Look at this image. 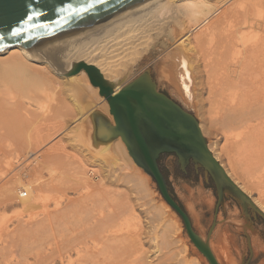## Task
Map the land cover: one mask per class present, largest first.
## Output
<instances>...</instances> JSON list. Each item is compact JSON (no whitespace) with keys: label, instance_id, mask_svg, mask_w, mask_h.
Returning a JSON list of instances; mask_svg holds the SVG:
<instances>
[{"label":"bare ground","instance_id":"obj_1","mask_svg":"<svg viewBox=\"0 0 264 264\" xmlns=\"http://www.w3.org/2000/svg\"><path fill=\"white\" fill-rule=\"evenodd\" d=\"M255 30L258 31L257 34ZM190 35L193 36L191 46ZM168 37L173 38L169 43L170 47L164 55H160L151 63L155 65L159 79L172 85L179 98L188 103L199 100L200 110L206 109L203 113L205 117L207 115L205 120L207 119L208 125L205 128L203 120L198 122L203 136L206 132L210 136L214 134L215 125L222 128V143L219 145L218 140L210 142L207 144L208 149L221 167L223 164L219 155L225 157L228 167L240 174L250 189L258 192L254 202L259 211L264 212V0H144L54 42H40L31 46L13 45L0 51V160L38 154V131L41 121L47 123L51 119L59 120L61 125L56 132L64 129L69 120L83 124L93 110H100L112 121L107 102L98 94V88L91 85L83 70L69 77L63 75L73 62L82 61L92 65L106 80L114 81L151 52L158 41ZM119 89L116 88V92ZM34 106L36 110L39 109L38 112H34ZM39 118L40 122H36L35 127L34 122ZM75 126L78 128L80 125ZM86 130V134L82 132V135H75L88 136L91 127H86ZM56 132L50 133L51 136ZM70 132L75 131L67 128V133ZM214 146L218 151L213 150ZM59 147L52 146L43 153L44 156L48 155L49 159L44 162L45 168L54 173L48 174L51 176L49 182L46 183V180L42 184L48 186L49 191L52 188L59 190L57 185L61 186L68 180L71 187L77 186L78 189L79 186L83 192L77 200L72 198L60 205V208L58 204H54L47 212V217L42 218L44 223H36L33 228H44L47 231L48 264H147L143 257L144 251L140 247L134 251L131 247L127 248L131 254L120 248V244L128 241L129 236L122 234L121 222H130L129 225L136 216L128 204L129 201H125V192H112L106 184V180L117 181L120 177L116 174V168L113 172L103 173L101 178L96 173L97 179L101 180L91 183L94 179L88 181V174L85 173L93 170L92 167L86 171L79 164L80 160L74 159L63 152V147ZM115 147L128 162L127 165L126 162L122 164V170L131 168L130 172L121 174L122 178L138 190L147 191V180L141 175L138 166H134L135 163L133 162V165L132 160L128 159L129 155L121 139L117 138L98 151L93 148L91 151L86 148V151L89 155L95 152L94 155H106L112 153L111 150ZM128 164L129 168L126 169L125 165ZM40 166L43 170L42 164ZM40 166L38 163L37 167H34V173L30 169L32 173L29 175L37 177L34 175L41 174ZM228 167H225L224 171L227 177L233 179L243 193L249 194L248 188L238 183ZM37 175L36 179L40 180L41 175ZM35 185L37 186V183ZM36 186L31 187L33 192ZM62 189L61 194L65 193ZM24 192L27 193L25 190ZM50 193L49 197L46 196L47 192L45 194L49 200L50 196L56 195ZM54 197L59 200L58 196ZM54 200L56 203V198ZM27 202L25 200L24 204ZM47 202L45 204L49 203ZM161 210L164 212L160 215L166 218L169 216L174 226L166 223L168 229L164 226V231L159 232L160 235L155 233L150 240L153 241L156 251L162 252L168 260L177 256L182 259L187 251L186 247L183 245L180 250H174L179 249V240L174 231H178L180 225L174 220L167 204L163 203ZM29 226L16 229L21 232L31 231L32 225L31 228ZM17 231L15 235H18ZM19 243L21 244L20 241ZM134 244L142 246L139 236L138 240H134ZM162 261L167 262L164 259Z\"/></svg>","mask_w":264,"mask_h":264},{"label":"rangeland","instance_id":"obj_2","mask_svg":"<svg viewBox=\"0 0 264 264\" xmlns=\"http://www.w3.org/2000/svg\"><path fill=\"white\" fill-rule=\"evenodd\" d=\"M244 1H247V0H244ZM194 32L195 31H193V33ZM193 33H192V35H193ZM257 33H258V31L255 30V34H257ZM192 35H190L191 36L190 37V41H191L190 46L193 42V36ZM160 55H164V54L161 53V54L155 56L154 59H156ZM153 62H151V63H153ZM151 67H152L153 76L157 82L159 90L162 91L163 93H165L171 99H173L179 105H181L185 110H187L191 114H193L194 117L196 116L195 118L199 123L202 122V120H203L204 122H202V123H204L203 125L206 128V126L208 125L206 123L207 119L205 120V118H207V115H206V117L204 115V113L206 112V109L205 110L202 109V111L200 110V108L198 107L199 106V104H198L199 100L198 101L195 100L192 103H188L187 101L183 100L182 98H179L178 96H176L177 94H175V88L172 85H170L168 82H166L164 80L162 81V79H159L158 73H157V70H156V67L154 64H151ZM42 100H45V99H42ZM195 102H197V103H195ZM205 106H207V105H205ZM34 107H35V109L33 108L34 112H36V111L38 112L39 109L37 108V110H36V106H34ZM200 114H202V115L200 116ZM39 120H40V118L36 121L34 120L35 121L34 122L35 127H36L37 123L40 122ZM56 120L51 119L52 122L46 121L47 123H44L42 121L40 122V124L41 123L42 124L39 126L40 129L38 128L39 129V131H38L39 132V138L41 139V137H43V135H45V134L46 135L48 134V135H47V137L45 135L43 137V139H41V140L39 139V145L40 146L38 149H40V151L38 152V154H34L32 156H29V157L28 156L27 157L21 156L20 158L16 157V159L13 157L12 158L11 157L6 158L7 160L9 159L8 160L9 162L6 161V159H4V158H2V160H0V164L2 163L0 165V250H2L1 252H3V253L0 252V260H1L0 264L1 263H3V264H8V263L9 264H41V263L48 264V262H49V260L46 259V258H48V247L46 244V238L48 237L46 234L47 231L44 228L43 229L42 228H39V229L35 228L36 230H34L33 228L36 227L37 224H40L42 222L44 223V221H42L43 220L42 218L47 217V212L50 209H52V206L54 204H58L59 208H60V205H64L65 203H67V201L72 200V198H73V200H77L79 198V196L81 195V193L83 192L82 188L79 186L77 189V186L72 185V187H74V188H72L71 183L68 182V180H65L66 184H64L65 181L63 180L64 182L61 185L62 187L57 185L59 190H57V189L55 190L54 188H52L51 191H49L48 190L49 188L47 189L48 186L46 187L45 184H42V183H44V181L51 178V176H49L48 174L51 175L52 173H54V172H50L49 168H45L46 165L44 164V162H45V160L47 161L49 159H48V155L44 156V154H45L46 150L48 151L50 148H52V146L53 147H59V144H60V147L64 148L63 152H66L67 154L72 156L74 159L80 160L79 164L82 165L84 167V169H86V171L88 169H90V167H92L93 170H91V171H94L95 175H97L96 173H98L97 176H100V178H101V175H103V173L105 174L108 172H113L114 169L116 168L115 169L116 174L120 175V177L119 176L118 177L121 180L119 178L117 180L118 182L112 181V180L111 181L109 180V182H108L106 180V184L109 186L108 188H110L112 192L113 191H116V193L117 192L118 193L125 192V193H123V196L125 197V201H127V200L129 201L128 204H129L130 208H132L134 210L133 214H134V216H136L135 219L133 220L134 222L131 221L132 223L129 224L130 226L128 225V223H130V222H128V223H122L121 222V224H122L121 228H123V230L121 229L122 234H125V236L129 235L128 236L129 242L124 241L123 243H121L122 245L119 243L121 246L120 247L121 249L127 250V248L131 247V250L134 251V249L137 250L140 247L144 251V254H146V256L143 254V257H144L145 262L147 264H150V263L151 264H155V263L156 264H159V263L160 264L161 263L162 264H185V263L186 264H194V263L208 264L206 259L199 253V251L190 242L187 235L185 234V231L183 229V225L181 223L180 218L176 215V213L174 211H172V209L170 207H169L170 211L174 215L173 216L174 220L176 219L180 225V228L178 231L175 230L176 228L175 229L173 228L175 230L174 232H176L175 236H177V240H179V242H178L179 249H174V250L178 251L185 246L187 251L183 255L184 257H182L183 260L180 259L181 257H179V256H177V258H175L176 260L174 258H173L174 260L173 259L168 260L163 255L162 252L160 253V251H156V249L154 248V243L150 239H152V237L155 235V233L157 234V232L160 235L159 232H161L165 227L167 228V226L165 225L166 223L167 224L171 223L172 226H174V224H173L174 222H173V220L170 219L169 216L166 218V217H164V215L163 216L160 215L162 212H164V210H161V205L163 203L164 204H166V203L161 198L158 190L151 185V183H152L151 177L149 175H147L146 173H144L143 170L138 167L140 172H141V175L144 176L147 180L146 182H147V186H148L147 188L148 189H147V191L146 190L141 191V190H138V188L133 187L132 185H129L132 183H128L124 178H122L123 176L121 174H123L127 171L130 172L131 168H129V164H128V166H126L128 163L127 160L125 158L121 157L122 153L118 149H116V147L113 149V151L111 150L112 153H108L106 155H94V154H96V152L93 155L87 154L88 151H86V148L90 149V151H91V148H88V145H89L88 136L78 137L77 135H75V134L82 135V132L86 134V132H87L86 127L88 128V126H89L87 119L85 121L87 122L88 125L86 124V122H84L83 124L82 123L77 124V122L72 123L73 120L71 121L68 119L69 122H68V124H66V127L65 128L63 127L64 129L60 130L59 132H56L55 130L58 129V127H59V125H61V123L59 122V120H57V121ZM66 123H67V121H66ZM75 125H80V126H78V128H76ZM45 127L46 128L48 127V128L45 129ZM51 127H53V128L56 127V128L53 129ZM67 128H68V130L75 131L76 133L70 132L68 134ZM213 129H214L215 133L211 134V136H210V134L208 132H206V135L204 134V138L206 139L207 144L210 142L213 143V142L218 140V143L220 145L223 141V138L221 137V132H220L221 131L220 129H222V128L218 125H215V128H213ZM51 130H52V132H50ZM48 131L51 134L54 132H56V133L52 137ZM76 136H77V138H76ZM57 138H58V140H57ZM44 140H46V141H44ZM55 141L58 143V145ZM213 150H217V147H215ZM117 152H118V154H117ZM98 154H102V153H98ZM39 155H41V156H39ZM128 157H129L128 159L131 161L132 160L131 157L130 156H128ZM219 157H220V161L223 164L222 168L225 171V167H228L226 159L222 155H219ZM31 158H33L32 159L33 162L31 161ZM116 159H118V161ZM121 159H123V160H121ZM6 162H8V163L6 164ZM31 162H32V164H31ZM37 162L39 163V166H40V164H42V167H44L42 170V168L40 166L39 172H41V174L37 173V174L41 175V176H39L40 180L36 179L38 177L37 174L34 175L37 177H31L29 175V173L33 172L34 167H37V165H38ZM9 163L12 165L9 166L8 165ZM124 163L126 164L125 168L126 169L129 168L130 170L129 169L127 171L122 170V164H124ZM131 163L134 165L133 160ZM13 164H14V166H13ZM134 166H136V164ZM223 166H225V167H223ZM30 169L32 170V172ZM161 171L164 175V178H165V180L169 186V189H170L173 197L179 203V205L184 209V211L187 213L188 217L190 218V221L192 223L194 230L199 235L205 236L206 232L208 231V227H209V224L211 221V208L213 205V199L210 196H208V195L206 196L203 193H201L198 188L191 187L190 185H188L186 183H181L175 177L176 169L170 163V157L166 156V157L162 158V170ZM230 171L232 174H234V177L238 181L239 184H243L248 188L250 193L249 194L247 193V195L245 193L244 194L247 197H249V199L251 200L253 205L258 210H260L259 207L257 205H255V202H254V198L258 197V192L255 189H252V188L250 189L249 186H247L244 178L240 174L233 172L231 169H230ZM87 174L88 173H85V175H87ZM55 175L56 174H54V177H55ZM20 176H21V178H19ZM88 176H89V174H88ZM88 176L87 177L85 176L87 180L88 179H90V180L94 179V180H92L91 183H96V182H98V180L99 181L101 180V179H97V177L93 178V177L89 176L90 177L89 178ZM27 177L29 178V180ZM9 179H11V180H9ZM7 180L11 183L9 184V182ZM30 180H32V181L37 180V181L36 182L33 181L34 182V184H33V182H31ZM95 180H97V181H95ZM23 181H25V183ZM27 181H30V183H27ZM231 181L234 183L233 179H231ZM40 182H41V185H40ZM47 182H49V180L46 181V183ZM23 183H24V186H23ZM35 183H37V186L35 185ZM17 184H18V186H17ZM21 185H22V187H21ZM42 185H43V188H42ZM235 185L238 187L237 184H235ZM33 186H36V188H34V190H35L34 192H33V189L31 188ZM63 186H65V187H63ZM23 187L24 188L26 187V188L24 189ZM38 187H40V188H38ZM18 189H20V190H18ZM42 189H44V190H42ZM60 189H62V191L65 190L64 191L65 193L62 192V194H61ZM24 190L27 193H25ZM47 190L49 191V193L53 192V193H50L51 195L56 194L54 196H58L59 200H57L58 198L54 197V196H50V200L47 199L46 196L49 197L48 196L49 193ZM138 191L139 192L141 191V192L139 193ZM46 192H47V194H46ZM16 193H18V194H16ZM19 193H22L23 195L22 194L19 195ZM6 194H8V195H6ZM12 194H15L16 196L12 195ZM45 194H46V196H45ZM125 194H126V196H125ZM9 195H10V197H9ZM24 195H27V196L24 197ZM11 196H13V197H11ZM126 197H127V199H126ZM55 198L57 200L56 203L54 200ZM121 199H122V197H121ZM25 200L28 201L26 204H24ZM47 200L49 203L47 202ZM46 202L48 204H45ZM262 213L264 215L263 211H262ZM46 220L47 219H45V221ZM19 225L24 226V227L25 226L28 227L30 225L29 228H31V225H32V230L31 231L30 230H28V231L24 230L21 232L18 229V231H17L16 227H20ZM132 225H134V226H132ZM220 228H221L220 226L216 227V229L212 233L211 240H210L211 249H212L215 257L217 258L219 264H239L240 254H239V249L235 243V237H233L231 234L225 235L223 233V231H220ZM14 229H16V231L18 232V235H15V234H17L16 231L14 234ZM127 229H128V231H127ZM40 230H42L43 232ZM31 232H33V233H31ZM224 232H225V230H224ZM58 233H60V232H58ZM140 233H142V234H140ZM26 234H28V235H26ZM14 236H15V238H14ZM138 236L140 237L142 246H139L138 244L137 245L134 244V240L135 239L138 240ZM19 241L21 242V244L19 243ZM11 243H13V244H11ZM132 245H135L136 247L135 246L133 247ZM116 246L119 247V245H116ZM123 246H124V248H122ZM178 246H177V248H178ZM21 247H23V248H21ZM18 248H19V250H18ZM24 248H25V250H24ZM174 250H173V252L176 254V252ZM30 251H31V254H30ZM24 253H26V255H24ZM20 254H22V255H20ZM168 254H170V253H168ZM171 254H172V252H171ZM37 257H38V259H37ZM44 257H45V261H44ZM2 258H4L3 262H2ZM39 259L41 261H39ZM163 259L166 261L168 260V261L167 262L162 261ZM160 260H161V262H160ZM154 261H156V262H154ZM163 262H165V263H163Z\"/></svg>","mask_w":264,"mask_h":264},{"label":"water","instance_id":"obj_3","mask_svg":"<svg viewBox=\"0 0 264 264\" xmlns=\"http://www.w3.org/2000/svg\"><path fill=\"white\" fill-rule=\"evenodd\" d=\"M144 0H113L98 14L84 13L69 18L68 13L56 16L53 8L63 3L65 6H86L91 0H0V34H6L9 24H15L23 15L24 5L35 2L47 13L39 22L50 23L48 29L32 28L25 30L18 42L9 37L0 42V51L13 45L31 46L40 42H54L110 16H113ZM97 7H101L97 5ZM60 20V24L51 22ZM172 37L160 40L151 52L144 55L135 65L119 79L106 80L99 70L82 61L73 62L64 76H72L83 70L92 86L98 88V94L108 105L112 121L100 110H93L87 116L91 127L89 146L100 150L110 142L120 138L133 162L149 175L151 185L156 188L164 202L176 213L183 225L190 242L206 259L208 264H219L215 257L210 240L220 220H213L205 236L199 235L193 228L190 218L173 197L158 159L162 154H175L180 168L185 170L189 160L210 173L216 182L219 198H222L221 187L224 186L241 201L248 202L262 216L247 197L225 174L223 168L209 151L206 139L201 133L198 121L189 111L159 90L153 76L151 62L155 56L166 52ZM120 88L116 92V88ZM119 97V99H117ZM252 250L249 246V256Z\"/></svg>","mask_w":264,"mask_h":264},{"label":"flooded vegetation","instance_id":"obj_4","mask_svg":"<svg viewBox=\"0 0 264 264\" xmlns=\"http://www.w3.org/2000/svg\"><path fill=\"white\" fill-rule=\"evenodd\" d=\"M170 157V163L176 169L175 177L181 182L198 188L201 193L213 199L211 208V226L214 218L220 220V231L235 237L239 249V264H259L264 257V219L248 202L235 197L224 186L221 187L222 198H219L218 186L210 173L191 160L182 171L175 154H162L158 164L162 170V158ZM216 226V227H217ZM208 227V228H209ZM225 230V232H224ZM249 246L252 253L249 256Z\"/></svg>","mask_w":264,"mask_h":264},{"label":"snow or ice","instance_id":"obj_5","mask_svg":"<svg viewBox=\"0 0 264 264\" xmlns=\"http://www.w3.org/2000/svg\"><path fill=\"white\" fill-rule=\"evenodd\" d=\"M113 0H91L86 6H65L61 3L59 6L53 8V13L56 16H62L63 13H68L69 18L77 14L93 13L98 14L104 10ZM100 5L101 7H97ZM47 13L38 6L35 2H30L24 5L23 15L20 16L15 24H9L6 30V34H0V42L8 39L9 37L16 38L18 42L23 38L25 30H31L32 28H43L48 29L50 23L39 22L42 17H46ZM51 22L60 24V20L54 19ZM2 26V22H0ZM119 99V97H117Z\"/></svg>","mask_w":264,"mask_h":264},{"label":"built area","instance_id":"obj_6","mask_svg":"<svg viewBox=\"0 0 264 264\" xmlns=\"http://www.w3.org/2000/svg\"><path fill=\"white\" fill-rule=\"evenodd\" d=\"M88 174H89L91 177L96 178V175L94 174L93 171H89Z\"/></svg>","mask_w":264,"mask_h":264},{"label":"crops","instance_id":"obj_7","mask_svg":"<svg viewBox=\"0 0 264 264\" xmlns=\"http://www.w3.org/2000/svg\"><path fill=\"white\" fill-rule=\"evenodd\" d=\"M259 264H264V257H263V259L259 262Z\"/></svg>","mask_w":264,"mask_h":264}]
</instances>
